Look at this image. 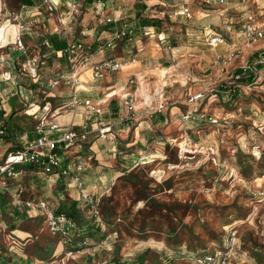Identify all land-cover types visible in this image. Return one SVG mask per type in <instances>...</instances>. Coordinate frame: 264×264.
Masks as SVG:
<instances>
[{"label": "rangeland", "instance_id": "374dc122", "mask_svg": "<svg viewBox=\"0 0 264 264\" xmlns=\"http://www.w3.org/2000/svg\"><path fill=\"white\" fill-rule=\"evenodd\" d=\"M82 1L76 0L75 5L74 0H70V4L69 0L65 1L70 7L69 11L64 3L62 9L66 8V14H62L67 17L66 24L60 22L59 11L48 9L40 0H36V8L26 20H33V27L42 36L57 30L67 40L81 39L78 42L82 47L76 54H84L91 43L93 46L102 43L98 31L103 30V17L98 14L95 3ZM120 1L115 0V3L130 22L135 20L139 24L142 17L159 19L161 22L154 29L159 34H139L136 41L127 46L118 42L110 54L127 60L130 50L137 62L106 78L95 79L88 64L78 65L80 85L95 86L100 92L94 99L104 98L108 105L111 100L116 103L120 100L122 119L131 116L129 106H132L136 114L140 111L136 116L140 119L138 122L145 116L151 120L149 113L157 101L163 99L169 107L178 105L184 109L183 113L198 108L215 114L218 122L203 121L198 126L182 123L187 130L180 136L172 130L169 132L167 124L157 128L147 147L127 163L129 167L134 163L144 164L135 165L117 178L106 198L97 202L96 220L82 228L94 237L86 240L80 252L59 253L61 240L47 231L40 218L25 217L20 222L31 229V235L20 239L8 236L7 222L13 211L11 199H14L11 195L17 193L13 192L14 185L7 182L0 189V257L3 258L0 264H104L106 258L127 260L146 249L149 250L143 264H196L193 258L196 253L224 247L231 230L237 232V258L231 257L228 264H260L258 256L264 257V74L254 89H242L234 100H229L226 92L221 98L215 89L218 83L230 81L235 69L250 59L252 53L264 49V40L250 46L220 72L214 63L219 48L211 47L203 34L206 27L221 33L226 43L237 42L236 38L241 41L245 22L257 24L264 19V0H224V3L161 0L164 4L138 12L139 18L135 3H145L144 0ZM19 6L18 0H0V22L6 10L18 14ZM184 7L188 8L189 16L176 14ZM14 19L10 21L15 22ZM159 35L164 36L163 42L157 38ZM170 45H175L176 49L173 51ZM90 51L93 52L90 61L99 59L100 54L93 49ZM190 53L194 56H189ZM77 59L75 56L74 61ZM55 68L60 70L58 75L67 66L57 63L51 71ZM23 77L29 78L28 75ZM115 83L116 87L110 91ZM203 89H207L203 99L188 102L189 95ZM123 92L129 94L123 95ZM63 94L53 98L50 104L66 100ZM141 111H144L142 115ZM107 117L99 122L104 123ZM28 125L33 126L34 120ZM132 127L130 124L129 128ZM161 136L174 138L164 143ZM254 144L260 145L257 151L252 150ZM25 181L18 182L23 188L22 197L34 189H41L43 193L50 191V187L44 188L45 184L29 191L23 186ZM23 208L14 210L20 213ZM108 209L112 211L106 218ZM96 223L100 226L98 231H95ZM104 232L108 235L101 244ZM13 241L18 249L16 253L10 250ZM20 256L23 260L17 261Z\"/></svg>", "mask_w": 264, "mask_h": 264}, {"label": "crops", "instance_id": "0c3cea01", "mask_svg": "<svg viewBox=\"0 0 264 264\" xmlns=\"http://www.w3.org/2000/svg\"><path fill=\"white\" fill-rule=\"evenodd\" d=\"M53 1L54 3H56L53 9L57 12L59 11L60 15L62 16L60 18V22L62 24H66L65 21L67 17L62 15L66 14V8L64 10L62 9L65 3L69 10L70 7H68L67 3L65 2L68 0ZM124 1L126 0H121L120 2ZM144 1L146 4L145 9L148 10L151 6L164 4L161 0ZM82 2H89L90 4V0H83ZM114 4L116 13L119 16H123L122 12L119 10L120 6H118L116 3ZM34 5L25 7L24 5H20L18 17H11L12 19L15 18V22H11V18L6 17L5 14H3L4 19L0 22V104L3 108L2 114L4 126H6V134L0 136V162L8 152L27 148L30 144L34 143L35 135L33 133V126L28 125V123L32 119V115L37 112L41 116H43V114H46V116H49L52 113L55 114L54 119L59 125V130L49 134V137L52 139L61 137L63 132L68 128H73L76 131H81L82 126L86 123L90 131L85 135V137H78L73 146L66 148L62 147L60 150V158L62 159L63 164L73 171L75 170V166L77 164H80L81 170L78 171V174L81 176L84 182L85 189L89 193H92V195L98 202L100 201V198H106L107 192L115 183L117 178L124 176V174L135 165L144 164L134 163L133 166L129 167L127 163L129 162L128 160L132 158V156H135V154L138 153V151L144 150L147 147L148 141L154 136V133L158 131L157 128L167 124L169 132H171L172 130L173 134H178L179 136L183 135L182 133L187 130V128L184 127L186 121L182 122V120L180 119V116L184 112V109L180 108L178 105L169 107V103L163 101V99H160L157 101V104L153 107L154 109L152 111H154L155 108L157 109V107L159 106H163L160 110H157V112L155 111L156 113H160L158 114L159 116H164L165 122H163L162 124H158L157 126L154 125L149 119V116L143 117V120L138 122V120L140 119H137L136 116H139L138 113L140 111H137L136 114L135 109H132L131 116L124 119L126 120L125 122H121L122 118L119 115L120 108L118 105H121L122 102L118 100L119 98H117L116 100L118 101L117 103L115 102L113 106L115 108H118L117 115L119 116H113V119L109 118L104 123H102L101 121L99 122V120L94 117L90 122L91 115L86 111L85 107L79 106L76 108H72L69 106L74 92L71 87L65 85L60 86V84H58V86L56 85L55 87L49 84L51 79H56L57 73L58 71H60H56L55 68V71L53 72L51 71V69L52 67L56 66L57 63L64 64L61 60V57L64 56V51L71 40H67L65 37H62L59 32H57L56 28L54 29L56 30V32L53 31L50 34H56L58 36V39L60 40L65 39L66 46L62 50H54L52 47H50L49 44H47V35L42 36V34L33 27V20H26L32 9L36 8ZM106 10L108 14L111 13L112 4L109 3ZM176 14L182 15L179 14V11H176ZM203 16H205V14ZM18 18L23 20L22 22L20 20L19 21L25 26L23 34V44L25 45L26 49L25 52L17 50L15 46L16 43L14 42L15 32L17 28L16 21H18ZM123 19L126 22L130 23L132 26H134L136 23L134 20H132L131 22L128 21L124 18V16ZM104 24L105 23L103 22V30H100L98 32L101 37L103 36L102 34H104V38H102L105 40L110 30L106 31L104 28H106L107 25ZM207 29L208 28L205 27V33L203 34L204 37H206V35L209 34L208 32L211 31L210 28L208 30ZM153 31L155 35L159 34L156 33L154 29ZM81 34H85L84 31H81ZM242 38L241 41L236 38L235 40L237 42H223L216 45V49L219 48L218 54H225L231 44H242ZM80 40L78 39V41ZM170 47L171 49H173V51L174 49H176L175 45H170ZM95 52L97 53V49L94 51V53ZM104 55H111L110 51L104 50L103 56ZM32 56H39V58H41L38 72L39 77L35 81H32L30 78L25 79L23 76H25L26 74L22 73L21 71L22 62H24L26 58ZM64 65L67 66L68 64L65 63ZM129 66L127 65L125 69L129 68ZM107 75H105V78L107 77ZM116 84L117 83L112 84L110 86L111 89L109 90H114ZM260 86L263 88L262 82L260 83ZM99 92V89H97L95 86L90 85L89 87L82 84L78 88L76 94L80 98H90L96 100L94 99V97L97 96L96 93ZM62 93H64L63 95L66 96V100H61L62 102L60 104L51 105L50 101L53 100V98L62 96ZM126 94L129 93L123 92V95ZM145 100L147 99L145 98ZM29 102H34V105L29 106ZM146 111L148 112V110ZM142 113H144V111H141V115ZM186 123H194L196 126H198V124L202 122L193 121ZM106 124H110L112 129L110 134L108 135V138L102 140L101 138H99L98 132H96L95 129L98 126ZM130 124L133 125L131 129L129 128ZM161 137L163 138L164 143H168L169 141L167 140H169V138H174L171 136H169L167 139L166 137ZM24 179L26 180V184L23 186L29 191L34 189L35 186L42 187L44 184V188L48 186L50 187V191H48L47 193H43L41 192V189H38L36 191L34 189L29 193L28 196L22 197L21 193L23 191V188L22 185L18 182L23 181ZM7 182L12 183V186L14 185V191H12L14 193H17L11 195V197L14 198L11 199L13 209H21L20 206L14 207V202L18 200V198L21 201L30 199L45 200L51 207V209L54 210L59 209L61 206H65L68 208L71 203H75L76 209H79V211L84 213L85 216L90 217V212L80 200L79 193L70 175L61 176L56 173H53V175L45 174L39 168L31 166L21 175L15 178L7 179L6 183ZM9 187L10 186L8 185V188ZM86 212L89 215L85 214ZM21 213L25 214L26 218H30L32 220L40 218L43 221L42 211L36 206H32L29 208L24 207ZM8 228V236L13 235L17 239L31 235V229L21 225V223L17 224V227L13 230H11L9 226ZM10 245V250H13V252L16 253L18 250L16 247V242L13 241ZM67 247L68 246H65L63 243H60V246L58 247L59 253L60 251H64V253H67ZM81 250H79L78 252H80ZM236 256L237 255L235 254L234 256H232V258L236 259ZM21 258L23 257H18L19 260L17 261L23 260ZM2 261L3 258L0 257V263H2ZM24 263H26V261H24Z\"/></svg>", "mask_w": 264, "mask_h": 264}, {"label": "built area", "instance_id": "2783aa9c", "mask_svg": "<svg viewBox=\"0 0 264 264\" xmlns=\"http://www.w3.org/2000/svg\"><path fill=\"white\" fill-rule=\"evenodd\" d=\"M49 9H53L56 3L53 0H40ZM81 1V0H79ZM76 0H74V5ZM95 3V8L98 9V14L103 17V22L105 24L111 25L112 29L109 31L105 38V41L98 49V54L101 56L97 60L90 61L91 53L76 54L82 47V45L77 40H71L64 53L65 57L70 61L69 69L62 71L56 77L49 82L51 86H56L60 82L74 89L70 105L73 108L83 106L86 111L90 113L91 116L98 120L103 118V115L108 108V103L103 99H90V98H80L77 96V90L80 87V78L78 72V65L88 64V70L95 79H102L107 74H111L117 71H121L124 66L133 64L137 62L135 55L128 52L130 55L127 56V60L124 58L114 57L112 55H104V50L114 51L117 47V43L123 42L125 46L129 43L136 41L139 34L153 36L154 32L148 26L139 27L137 31L134 26L126 22L123 16H119L115 11V0H93ZM219 3H224V0H219ZM112 4V12L104 13L107 9L108 4ZM114 4V5H113ZM118 8V7H117ZM5 16L8 18L18 17V14L6 10L4 12ZM179 14L189 16L188 8L184 7L179 11ZM16 32H15V46L16 49L25 52V45L23 44V34L25 30L24 24L20 21L16 22ZM242 44H231L228 51L225 54H215L214 63L219 68L220 72H224L232 62L238 59L244 54V52L256 42L264 40V19L259 21L257 24L253 22H245L242 27ZM157 38L163 42L164 36H157ZM206 42L211 46L215 47L218 44L224 42L221 33L217 31H210L208 36L205 37ZM171 48L170 46H168ZM77 56V60L74 61V57ZM189 56L193 57L194 54L190 53ZM41 63V58L39 56L28 57L22 62L21 71L28 75V77L35 81L38 79V70ZM258 63L264 64V58L259 55V58L255 61L248 62V60L240 66L242 68V73L233 74L230 81H223L217 84L216 92L225 91L234 92L235 89L241 88L245 90H252L256 87L258 80L262 78L264 74V67L257 68ZM239 79H250L248 83H240ZM131 82V80H130ZM207 89L200 90L196 93L189 95L188 102L193 103L198 100L203 99L205 91ZM214 89H210L212 91ZM29 106H33L34 102H29ZM163 106L157 107L153 112L160 110ZM2 106L0 104V136L6 134V126H4ZM133 107L129 106V110ZM55 114L52 113L49 116H41L37 113L32 115L34 120L33 133L35 135L34 143L30 144L27 148L17 149L8 152L7 155L0 162V189L4 187L7 179L15 178L22 173H24L27 167L35 166L39 168L45 174L56 173L61 176H71L72 181L79 193V198L83 204L88 208L89 212L94 216H98V208L96 198L89 193L84 186V182L78 171L81 170L80 164L75 166V170H70L63 164L60 158V150L62 147H71L75 144L78 137H85V135L90 131L88 125L85 123L81 131H76L73 128H68L63 132L61 137L52 139L49 137L50 133H54L59 130V125L54 121ZM182 121L193 122V121H207L209 123H217L218 116L215 114H209L206 111L198 110V108L193 110H187L186 113H182L180 116ZM111 125L106 124L98 126L95 131L98 132L99 138L107 139L111 132ZM259 144H254L252 150L257 151L259 149ZM14 206L20 207H32L36 206L42 211V218L47 231L61 240V242L70 247L75 246L81 248L82 245L85 246L84 241H75L76 236H78L77 227L75 221L64 213H58L56 210L51 209L45 200H26L21 201L16 200ZM116 234L115 232H113ZM103 242H101L102 244ZM99 244V245H101ZM224 247H219L213 251L194 255V261L196 264H228L230 258L236 254L237 248V232L236 230H231L229 233V238ZM79 250H68L67 254H72L73 252H78Z\"/></svg>", "mask_w": 264, "mask_h": 264}, {"label": "trees", "instance_id": "16d2710c", "mask_svg": "<svg viewBox=\"0 0 264 264\" xmlns=\"http://www.w3.org/2000/svg\"><path fill=\"white\" fill-rule=\"evenodd\" d=\"M18 1H19L20 5H24V7L25 6L34 5L35 2H36V0H18ZM90 2H92L94 4L93 0H90ZM87 3H89V2H87ZM135 6L137 7L138 11H137L136 14L138 15V18H139V16H140L139 13L146 8V4L144 2H137V3H135ZM139 19H140V23L139 24L135 23V25H134V28L137 31H139L138 27H142V26H148L150 28L155 29V27H158L160 22H161L159 19H151V18H148V17H142V18H139ZM104 25H107V27L104 28L106 31L112 29L111 25H109V24H104ZM105 30H104V32H105ZM102 35H103L102 37L104 38V34H102ZM103 38H102V43L99 46H96L95 44L93 46V43H91L90 46H89V50H87V52L88 53H93L92 51H90V49H93L94 51L97 49V51H98V49L100 47H102V45L104 43L103 41H105ZM46 40H47V44H49V46L52 47L54 50H62L66 46V40L65 39H62V40L58 39V36L56 34H48ZM259 55L262 58H264V49L252 53L251 54V58L248 59V62L255 61L256 59L259 58ZM61 60L63 61L64 64L65 63L68 64L67 68L65 69L67 71L69 69L68 66H70V61H68V59L65 57V53H64V56L61 57ZM263 67H264L263 63H258L257 64V68L261 69ZM240 73H242V68L239 67V68L235 69L233 74H240ZM239 81H240V83H248L250 81V79H239ZM240 91H242V89L237 88V89H235L234 92H232V91L226 92L227 93L226 96L229 97V100H234L241 93ZM218 92H220V93H218V95L221 98H223L222 93H225V91H218ZM113 104H115V101L111 100L109 105H108V108L106 109V111H105V113L103 115V117L106 118L108 116L110 118V116H113V115L117 116L118 108H115L113 106ZM156 112H153L150 117H151L152 123L157 126L158 124H162L163 122H165V118H164L163 115L159 116L158 114H160V113H156ZM115 113H116V115H115ZM108 117H107V119H109ZM92 118H94V117L91 116L90 122H91ZM125 121L126 120H124V119L121 120V122H125ZM28 168L29 167H27V169ZM102 201H103V199H102ZM108 210H110V209H108ZM111 211L112 210L106 211V213H105L106 218H108L109 214L111 215ZM56 212L64 213L67 216L71 217L75 221L76 227L78 228V231H79V234H78V236H76V240L75 241H84V242H86V240H88L90 237H94V235H91V236L89 234L87 235V231L84 232V230L82 229L83 227H86L91 221H95L96 220L95 217L91 213H90L91 214L90 217L85 216L84 213L79 211V209H76L75 203H71L68 206V208L65 207V206H61L59 209L56 210ZM85 214H88V213L86 212ZM25 217H26L25 214H23L21 212L19 213L18 211H15L13 209V211L11 213V218L7 222L8 226L11 228V230L15 229L17 227V224H19L22 220H24ZM94 225L97 226V228H98L95 231H98L100 229L99 228L100 227L99 224L96 223ZM114 232L117 233V231H114ZM107 235H106V232H104L101 235V240L100 241L104 242L106 240V238H107ZM77 238H79V239H77ZM83 247H85V246H83ZM67 248H68L67 251L68 250L75 251V250H80L82 247L80 249L75 247V246L71 247L72 249H69L70 247H67ZM148 250L149 249H146V250H144V251H142L140 253H137L133 258L127 259V260H121V259H118V258L115 259V257L106 258L104 260V262H105L104 264H143L144 261H146V255H147ZM208 252H210V251H208ZM196 254L201 255V253H196ZM259 257H260V255L258 256L260 264H264V257H262V259L259 258Z\"/></svg>", "mask_w": 264, "mask_h": 264}]
</instances>
